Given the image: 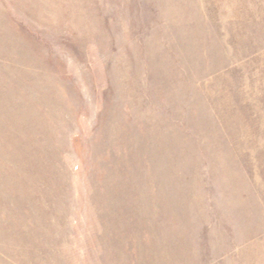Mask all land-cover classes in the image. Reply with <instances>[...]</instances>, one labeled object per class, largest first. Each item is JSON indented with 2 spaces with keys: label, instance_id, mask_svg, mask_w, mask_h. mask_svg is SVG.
Wrapping results in <instances>:
<instances>
[{
  "label": "rangeland",
  "instance_id": "1",
  "mask_svg": "<svg viewBox=\"0 0 264 264\" xmlns=\"http://www.w3.org/2000/svg\"><path fill=\"white\" fill-rule=\"evenodd\" d=\"M0 264H264V0H0Z\"/></svg>",
  "mask_w": 264,
  "mask_h": 264
}]
</instances>
